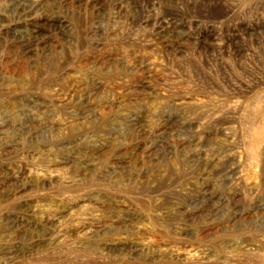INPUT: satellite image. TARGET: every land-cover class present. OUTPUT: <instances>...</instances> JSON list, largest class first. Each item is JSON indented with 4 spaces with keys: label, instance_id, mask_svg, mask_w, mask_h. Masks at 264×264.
<instances>
[{
    "label": "rangeland",
    "instance_id": "1",
    "mask_svg": "<svg viewBox=\"0 0 264 264\" xmlns=\"http://www.w3.org/2000/svg\"><path fill=\"white\" fill-rule=\"evenodd\" d=\"M0 264H264V0H0Z\"/></svg>",
    "mask_w": 264,
    "mask_h": 264
}]
</instances>
